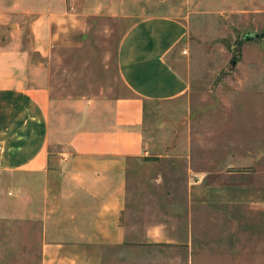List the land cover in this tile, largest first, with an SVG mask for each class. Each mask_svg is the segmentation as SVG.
Here are the masks:
<instances>
[{"label":"rangeland","instance_id":"1","mask_svg":"<svg viewBox=\"0 0 264 264\" xmlns=\"http://www.w3.org/2000/svg\"><path fill=\"white\" fill-rule=\"evenodd\" d=\"M63 3L55 13V47L34 66L51 90L57 133L85 123L94 101L128 94L117 53L131 24L153 12L187 16L190 31L172 59L190 89L157 104L146 128L155 144L170 115L183 123L165 125L167 132L191 130V145L181 144L175 156L133 161L128 223L139 231L160 224L182 246L191 228L196 264H264V0ZM17 27L0 25L2 39H13ZM22 38L31 45L27 27ZM39 233L37 222L1 216L0 264H40ZM175 255L183 262L187 253L167 252L166 261Z\"/></svg>","mask_w":264,"mask_h":264},{"label":"crops","instance_id":"2","mask_svg":"<svg viewBox=\"0 0 264 264\" xmlns=\"http://www.w3.org/2000/svg\"><path fill=\"white\" fill-rule=\"evenodd\" d=\"M64 7L63 0H0V25H18L8 42L0 31V217L40 225V264H196L191 228L182 246L160 224L139 231L128 223L133 161L175 156L181 144L191 145V130L167 132L165 125L179 122L170 115L160 123L162 142L149 143L146 128L157 104L190 89L172 59L190 20L153 12L131 24L117 53L128 94L94 101L85 123L57 133L51 90L34 66L55 47V13ZM203 182L202 176L191 189ZM181 251L185 261H166L167 252Z\"/></svg>","mask_w":264,"mask_h":264},{"label":"trees","instance_id":"3","mask_svg":"<svg viewBox=\"0 0 264 264\" xmlns=\"http://www.w3.org/2000/svg\"><path fill=\"white\" fill-rule=\"evenodd\" d=\"M235 60H236V58H235Z\"/></svg>","mask_w":264,"mask_h":264}]
</instances>
